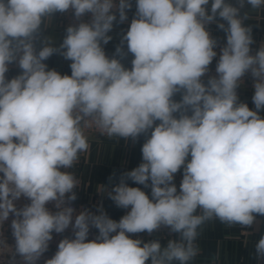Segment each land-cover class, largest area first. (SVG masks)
Wrapping results in <instances>:
<instances>
[{"label":"clouds","instance_id":"1","mask_svg":"<svg viewBox=\"0 0 264 264\" xmlns=\"http://www.w3.org/2000/svg\"><path fill=\"white\" fill-rule=\"evenodd\" d=\"M209 3L136 0L121 38L134 57L129 69L102 46L112 39L117 12L127 20L129 0H0V226L14 216V245H0L14 248L13 261L37 264L53 232L71 225L74 238L62 239L45 264H190L206 222L244 228L264 216V44L253 52L244 11L264 8V0H211L210 9ZM70 9L78 23L57 47L42 25ZM211 24L226 33V43L216 75L205 83L217 57ZM54 53L71 61V75L48 69L44 61ZM13 63L22 71L8 80ZM246 74L255 110L239 102ZM82 123L125 141L151 129L142 162L124 174L145 187L150 181L151 198L122 177L107 193L117 207H130L119 221L102 207L92 213L71 206L79 181L68 170L90 147ZM182 167L178 191L173 181ZM21 197L29 203L18 209ZM52 202L55 211L47 207ZM90 227L99 234L88 241ZM162 227L179 239L162 247L129 235ZM255 258L264 262V236Z\"/></svg>","mask_w":264,"mask_h":264},{"label":"crops","instance_id":"2","mask_svg":"<svg viewBox=\"0 0 264 264\" xmlns=\"http://www.w3.org/2000/svg\"><path fill=\"white\" fill-rule=\"evenodd\" d=\"M129 2L131 8L126 9L127 20L120 22L119 16H117L113 29L109 33L112 39L108 44L102 46L109 58L119 59L126 68L130 69L132 66L131 61L134 57L127 51L126 42L121 45V38L126 34L136 13V0H129ZM210 5L211 0L208 5L209 9ZM244 11L249 14V19L245 21V24L251 26L254 41L264 44V8L252 10L250 7H246ZM217 20L220 23H226L218 17ZM46 24V29L42 25L43 34L51 37L58 47L63 41L68 26L62 21L60 13L54 14L52 20L47 21ZM208 27L213 38L226 41V33L219 29L216 24H211ZM118 46L122 48V52L119 54L116 51ZM39 47L40 45L37 44V49ZM44 63L48 69H54L62 75L71 73V61L64 59L58 53H54ZM21 71L16 63L10 64L9 71L5 74L6 79L10 80L16 77ZM237 94L239 102L247 103L250 109L255 110V105L252 101L253 88H242ZM181 98L180 93L173 97L177 102ZM188 114L190 115L191 113L189 112ZM259 114L264 118V109L260 110ZM175 115L179 116V113ZM156 123H159V121ZM150 134L151 129L135 140L129 138L127 141L123 138H109L107 135L85 134L88 137L90 147L88 151L79 155L78 161L71 168L81 178L76 200L90 203L96 202L95 213L98 208L102 207L111 219L119 221L121 218L120 209L108 198L107 193L112 187L119 184L125 173L133 170L142 162L141 148ZM180 171L183 172V167ZM124 178L128 186L141 188L151 198L150 181L149 186L145 187L144 185L136 184L131 179ZM96 231L99 234L98 229ZM198 232L199 236L196 244L199 248V254L190 264H257L255 244L264 236V216L256 215L254 223L244 228L240 225L228 226L214 219L202 225ZM130 237L133 239L139 238L143 242L159 240L163 247L167 245L169 240H178L179 234ZM148 264H150V261ZM261 264H264V262H261Z\"/></svg>","mask_w":264,"mask_h":264},{"label":"built area","instance_id":"3","mask_svg":"<svg viewBox=\"0 0 264 264\" xmlns=\"http://www.w3.org/2000/svg\"><path fill=\"white\" fill-rule=\"evenodd\" d=\"M117 16H119L118 12H117ZM60 17L62 21L65 23V25L67 26L73 23H78V21L75 20L73 16V11L71 9L68 12L60 13ZM89 17H90V14H86L82 19L84 21H87ZM216 40L218 41V45L214 50L217 52V57L213 59L212 64L209 66V73L206 74V76L202 78L205 82H207L209 76L216 75L215 68H216V63L219 59L220 48L223 47L224 44L226 43L225 40H219V39H216ZM260 45L261 44L259 43V41H254V43L251 45L253 52H255L260 47ZM67 75H71V73ZM243 81L244 83L237 89V92L240 91L242 88H252L253 79L250 76V74H246L245 77H243ZM82 127L86 135L105 136V134H101V132L97 129L94 123L90 125H86L82 123ZM68 171H71L77 177L79 181V184H78V187H79L80 181H81L80 175H78L72 169H69ZM182 177H183L182 171H178L174 175L173 183H175V185L177 186L178 191H179V185L181 183ZM78 187L77 189H75L76 195H77ZM27 203H29V201L23 197L15 201L16 207L18 209L22 208ZM71 206L75 208L77 211H79L81 208H84L92 213H95L96 202L90 203V202H82V201L75 200L71 202ZM47 207L50 210L55 211L54 202L49 203ZM119 209H120L121 217L125 215L128 211H130V207L128 209H124V208H119ZM13 218L14 216L10 214L8 221H6L4 225L0 226V240L6 241L8 245H14V240L12 238V229H11V220ZM155 234L160 235V236H170L173 233L170 232L169 229L162 227L160 230L154 231L151 235H155ZM52 235H53V239L49 242L48 250L43 254L40 260L37 261V264H45V260L52 258L58 249L59 242L62 239L64 238L73 239L74 238L71 225L69 226L68 229L65 230V232L60 233V234L53 232ZM129 235L141 237V236H145L149 234L147 232H143V233L129 234ZM97 236L98 234H97L96 228L90 227L87 240L88 241L94 240L96 239ZM12 251H14V248L12 249ZM12 251L5 249L2 245H0V264H19L20 258L18 256L15 258L14 261L12 260Z\"/></svg>","mask_w":264,"mask_h":264}]
</instances>
